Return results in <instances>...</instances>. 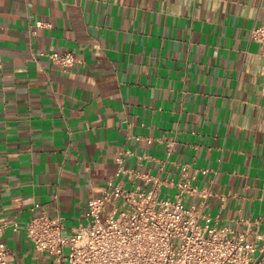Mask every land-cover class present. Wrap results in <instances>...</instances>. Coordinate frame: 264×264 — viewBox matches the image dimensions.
<instances>
[{
	"label": "crops",
	"instance_id": "obj_1",
	"mask_svg": "<svg viewBox=\"0 0 264 264\" xmlns=\"http://www.w3.org/2000/svg\"><path fill=\"white\" fill-rule=\"evenodd\" d=\"M262 24L264 0H0L10 258L52 264L28 237L31 219L61 213L70 231L122 167L133 187L160 175L168 196L192 163L199 187L214 180L213 224H258L264 237V43L252 37ZM51 51L79 63L65 70Z\"/></svg>",
	"mask_w": 264,
	"mask_h": 264
},
{
	"label": "built area",
	"instance_id": "obj_2",
	"mask_svg": "<svg viewBox=\"0 0 264 264\" xmlns=\"http://www.w3.org/2000/svg\"><path fill=\"white\" fill-rule=\"evenodd\" d=\"M252 37L264 43V24ZM44 54L65 70L79 63L69 51ZM192 169V163H182L176 193L165 196L160 175L146 174V186L133 187L119 179L128 172L122 167L88 200L78 226L67 231L61 213L43 212L31 219L28 237L37 251L52 256V264H255L264 252L258 224L247 231L213 224L208 208L214 180L201 188ZM10 225L0 220V264H16L4 239ZM12 226L17 230L19 222Z\"/></svg>",
	"mask_w": 264,
	"mask_h": 264
},
{
	"label": "water",
	"instance_id": "obj_3",
	"mask_svg": "<svg viewBox=\"0 0 264 264\" xmlns=\"http://www.w3.org/2000/svg\"><path fill=\"white\" fill-rule=\"evenodd\" d=\"M264 258V252L260 254V256L257 259V262L255 264H259V262Z\"/></svg>",
	"mask_w": 264,
	"mask_h": 264
},
{
	"label": "rangeland",
	"instance_id": "obj_4",
	"mask_svg": "<svg viewBox=\"0 0 264 264\" xmlns=\"http://www.w3.org/2000/svg\"><path fill=\"white\" fill-rule=\"evenodd\" d=\"M65 234H66V235H69V232L66 231Z\"/></svg>",
	"mask_w": 264,
	"mask_h": 264
}]
</instances>
